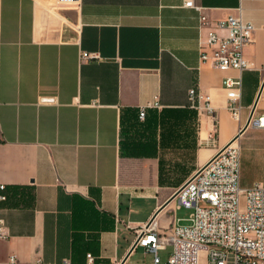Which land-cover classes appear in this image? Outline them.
Listing matches in <instances>:
<instances>
[{
  "label": "crops",
  "instance_id": "1",
  "mask_svg": "<svg viewBox=\"0 0 264 264\" xmlns=\"http://www.w3.org/2000/svg\"><path fill=\"white\" fill-rule=\"evenodd\" d=\"M231 15L254 26L242 73L201 61ZM263 79L264 0H0V264H155L138 231L178 220L167 202L264 110ZM236 142L242 187L264 186V128Z\"/></svg>",
  "mask_w": 264,
  "mask_h": 264
},
{
  "label": "built area",
  "instance_id": "2",
  "mask_svg": "<svg viewBox=\"0 0 264 264\" xmlns=\"http://www.w3.org/2000/svg\"><path fill=\"white\" fill-rule=\"evenodd\" d=\"M68 6H78L79 0H58ZM192 7V3L186 4ZM227 31V36L211 32L201 46V61L210 63L222 72L242 73L250 69L244 48L251 42L254 26L242 16L231 15L217 23ZM94 55L82 52L81 59ZM223 87L227 93V108L232 117L240 120L243 107L240 103L243 82L241 76H225ZM193 103H200L195 90H190ZM198 99V100H197ZM264 102V79L256 105ZM160 108L158 102L143 107ZM199 111L214 116V109L207 97ZM250 125L264 128V113L251 120ZM211 139L209 143H213ZM197 175L188 181L175 199L177 209L192 212L186 219L174 220L167 226L157 223L142 227L137 233V246L153 254L159 263V251L171 247L168 264H264V186L250 188L241 185V149L237 142L220 149ZM0 201L6 200L1 194ZM4 236V223L0 219V237ZM8 264H16L11 258Z\"/></svg>",
  "mask_w": 264,
  "mask_h": 264
},
{
  "label": "water",
  "instance_id": "3",
  "mask_svg": "<svg viewBox=\"0 0 264 264\" xmlns=\"http://www.w3.org/2000/svg\"><path fill=\"white\" fill-rule=\"evenodd\" d=\"M254 114H255V108H253V110H252V112H251V116H250L248 122L246 123V125H245V126L243 127V129L240 131V134H241L245 129H247V128L249 127V125H250V123H251V120H252ZM240 134H238V136H236V137H235V138H234V139H233L228 145H231V144L235 143V142L238 140ZM228 145H226V146H228ZM226 146H225V147H226ZM225 147H224V148H225ZM224 148H222V150H223ZM201 169H202V168H201ZM201 169H200V170H201ZM200 170H199V171H200ZM197 173H198V172H197ZM196 175H197V174H195V175L191 178V180H192ZM189 181H190V180H189ZM179 191H180V189H179V190L173 195V197L167 202L166 205H168L169 203H171L172 201H174V200L176 199V197H177ZM150 224H151V222H149L147 225H150ZM136 246H137V242H135L134 247H133L132 249H134Z\"/></svg>",
  "mask_w": 264,
  "mask_h": 264
},
{
  "label": "rangeland",
  "instance_id": "4",
  "mask_svg": "<svg viewBox=\"0 0 264 264\" xmlns=\"http://www.w3.org/2000/svg\"><path fill=\"white\" fill-rule=\"evenodd\" d=\"M262 112H264V110H263V111H261V110H257V111L255 112V117L259 116ZM257 142H259V139L254 138V139H253V143L256 144ZM191 212H192V211H191L190 209L181 208V209H179V211L176 212V217H177L178 219H180V220H181V219H186V218L189 217V215H190Z\"/></svg>",
  "mask_w": 264,
  "mask_h": 264
}]
</instances>
